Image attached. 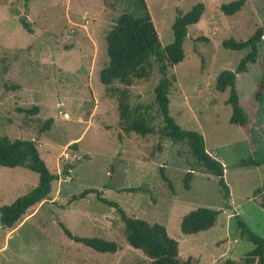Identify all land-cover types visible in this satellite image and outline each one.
<instances>
[{"label":"rangeland","instance_id":"1","mask_svg":"<svg viewBox=\"0 0 264 264\" xmlns=\"http://www.w3.org/2000/svg\"><path fill=\"white\" fill-rule=\"evenodd\" d=\"M238 0H145L160 45L172 44L176 10L186 14L202 3L204 14L190 26L185 59L170 70V115L184 130L204 138L207 152L225 168L230 190L225 199L218 179L205 174L185 143L173 144L159 133L147 137L124 134L117 98L99 81L107 65L105 36L122 13H137L134 0H0V137L33 141L40 157L59 179L50 200L26 213L11 230L0 228V264H141L144 259L127 244L119 214L95 197L70 203L85 190L103 192L129 215L160 224L179 244L180 258L196 264L240 262L252 244L240 239L234 216L264 239V166L238 168L237 163L264 153L253 94L264 76V47L257 63L237 75L236 91L248 119L246 128L231 125L226 105L229 91L215 90L217 76L235 71L249 49L232 52L225 40L243 42L257 29L264 31V0H245L242 10L225 16L220 7ZM26 17L32 34L20 18ZM154 71L147 81L129 89L130 103L154 107ZM118 86V85H117ZM7 87V88H6ZM37 107L38 114L20 113ZM155 126H161L155 108ZM52 118L51 129L39 134ZM254 135V137H253ZM172 191L160 178V169ZM67 169L68 175L62 172ZM192 172L190 188L183 179ZM38 184V175L24 168L0 167V208L9 206ZM143 187L147 193L123 190ZM199 208L220 211L209 231L183 235L182 218ZM57 222L73 236L115 242L113 255L96 253L66 238Z\"/></svg>","mask_w":264,"mask_h":264},{"label":"trees","instance_id":"2","mask_svg":"<svg viewBox=\"0 0 264 264\" xmlns=\"http://www.w3.org/2000/svg\"><path fill=\"white\" fill-rule=\"evenodd\" d=\"M26 1L28 3V0ZM134 1L137 13L125 12L119 15L105 36L108 63L99 73L101 85L117 98L121 130L124 134H135L142 138L159 133L173 144L185 143L194 163L203 169L205 174L218 179L223 196L228 199L230 190L224 179V166L207 152L203 136L197 132L182 129L170 115L169 110L170 89L176 81L175 75L171 74L170 70L184 61L183 46L188 28L199 23L205 6L198 2L186 14L176 10V18L172 25L173 42L163 48L160 45L145 0ZM244 5L245 0H238L221 5L220 11L225 16H233L239 13ZM19 21L26 32L33 33L26 17H21ZM261 43L264 44V31L259 28L246 41L236 42L230 39L225 40L221 45L223 49L232 52L249 49L248 54L240 60L235 71H223L215 81L216 92L229 91V97L226 100V105H229L232 110L229 123L239 128H246L248 119L238 101L236 78L239 74L247 73L250 65L257 63L258 45ZM154 71H157L160 76L153 91L154 107L142 104L133 106L129 100V89L137 81L149 80ZM253 100L257 109L256 119L264 141V76L257 83ZM153 108H155L161 123L158 130L154 124L155 118L152 116ZM19 112L36 115L39 109L37 107L31 110L20 109ZM53 122L52 118L46 120L39 128L38 133L49 131ZM251 166L263 167L264 153L260 152L255 157L242 159L236 165L238 168H250ZM0 167L10 169L21 167L38 175V184L35 188L16 199L11 205L0 208V228L11 230L30 208L50 200L53 185L59 177L48 170L40 157L36 143L33 141L0 137ZM62 173L67 176V169H64ZM160 178L172 191L171 181L164 174L163 168L160 169ZM191 178L192 172H188L183 179L186 190L190 188ZM123 192L126 194L147 193L143 187L126 189ZM260 193H264V185L255 192L256 195ZM89 197H95L98 202L119 214L124 224L125 240L129 247L144 259L141 264H196L192 256L180 258L179 244L169 237L164 226L157 223L150 224L141 217L129 215L118 203L103 198L102 191L85 190L78 196L72 197L70 203ZM219 215L220 211L206 208L192 210L181 220V233L188 236L209 231L216 225ZM234 222L240 239L252 244L253 249L246 253L240 262L227 259L224 264H264V239L256 235L240 216L235 215ZM56 224L66 238L96 253L113 255L120 250L115 242H109L102 238H79L73 236L62 223L57 222Z\"/></svg>","mask_w":264,"mask_h":264}]
</instances>
